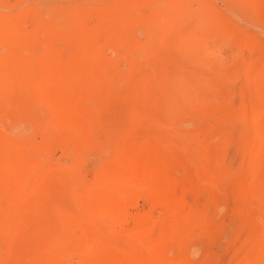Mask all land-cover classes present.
<instances>
[{
    "label": "rangeland",
    "instance_id": "obj_1",
    "mask_svg": "<svg viewBox=\"0 0 264 264\" xmlns=\"http://www.w3.org/2000/svg\"><path fill=\"white\" fill-rule=\"evenodd\" d=\"M124 169L197 217L163 263L264 261V0H0V264H123Z\"/></svg>",
    "mask_w": 264,
    "mask_h": 264
},
{
    "label": "bare ground",
    "instance_id": "obj_2",
    "mask_svg": "<svg viewBox=\"0 0 264 264\" xmlns=\"http://www.w3.org/2000/svg\"><path fill=\"white\" fill-rule=\"evenodd\" d=\"M111 175L107 184L111 186L109 187L113 189L116 194L114 193V196L110 195L111 197L113 196V199L109 201L107 206L108 209H106V213L101 216L99 222L104 226L107 237H114L113 235L115 234L116 237H120L125 249L126 245L129 246V251L125 254L126 259L123 264H167L163 263L156 256L154 253L156 248L159 247L163 240L172 242L181 241L184 234L187 233L186 226L197 217H193L189 212L179 215L178 211L180 207H183L179 200L177 199L173 202L166 196L155 191L152 179L145 173L131 175L124 169L112 170ZM109 187L108 190L110 191ZM104 191L106 192V190ZM142 197H146L150 205L151 209L149 212L142 216L137 214V216H132L128 214L127 209L124 208L125 202H133V199L137 201V198L139 199ZM154 221H156L157 225ZM126 223L129 225L131 223L132 228L129 229L128 225V228H125ZM118 224H120V230L116 227ZM156 226H160L161 228L164 227L165 229L169 228L170 231L169 233H160L159 238L155 240L152 234ZM117 240H119V238ZM117 240H115L116 244L119 243ZM119 244L121 245L119 248L122 249V244ZM261 261V264H263L264 261Z\"/></svg>",
    "mask_w": 264,
    "mask_h": 264
}]
</instances>
